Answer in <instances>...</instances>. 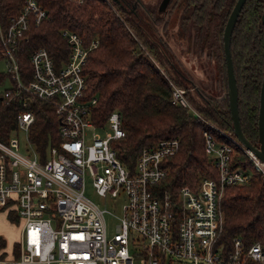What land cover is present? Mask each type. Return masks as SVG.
<instances>
[{
  "label": "built area",
  "instance_id": "1",
  "mask_svg": "<svg viewBox=\"0 0 264 264\" xmlns=\"http://www.w3.org/2000/svg\"><path fill=\"white\" fill-rule=\"evenodd\" d=\"M47 14L38 0H23L22 9L7 27L0 21V52L15 80V93L24 91L53 103L62 138L60 146H51L42 159L29 140L35 113L25 109L18 113L14 130L24 131L28 144L21 147L16 135L8 141L0 139V208L15 213L22 226L21 237L14 243L16 257H0V264H264L262 241L247 245L235 236L230 247L220 241L225 188L247 184L252 175L249 168L234 164V156L244 153L263 175L264 161L233 132L196 110L188 89L167 75L173 102L207 123L205 150L218 171L217 176H203L196 188L180 186L178 197L173 198L160 183L169 173L166 161L180 149L178 137L145 146L130 168L112 145V140L126 135L121 112L112 111L103 125L90 118L89 107L97 96L84 99L87 77L83 69L97 39L86 45L79 33L63 29L71 46L68 60L57 66L50 52L38 47L30 55L32 79L22 81L19 47L28 40L31 22L39 24ZM12 92L6 90L5 96ZM87 127L104 133L96 132L88 142ZM87 175L99 194L126 196L111 235L106 220L110 211L85 192Z\"/></svg>",
  "mask_w": 264,
  "mask_h": 264
},
{
  "label": "trees",
  "instance_id": "2",
  "mask_svg": "<svg viewBox=\"0 0 264 264\" xmlns=\"http://www.w3.org/2000/svg\"><path fill=\"white\" fill-rule=\"evenodd\" d=\"M180 20L183 28L194 29V41L209 40L213 33L214 51L226 73L224 30L237 0H180ZM47 9V16L37 24L32 21L27 31L28 40L18 51L23 82L32 79L30 55L34 49L45 47L57 66L68 60L71 46L63 29L79 33L86 45L97 39L98 45L89 52L84 64L86 89L84 99L97 101L90 105V118L96 125L107 122L112 111L122 115L126 135L112 140L121 161L134 168L145 146L165 137H178L180 149L166 161L169 173L160 187L178 197L184 184L196 188L201 176H217L205 150L203 130L207 126L186 107L173 102L171 85L160 67L165 68L168 45L153 42L133 19L119 0H38ZM111 2V3H110ZM23 0H0V21L7 27L17 15ZM264 0H246L231 38V54L239 90V115L242 129L249 140L258 145V114L260 90L264 74ZM217 19L211 28V20ZM132 30H130V28ZM0 59L4 56L0 52ZM179 85L188 87L179 76L165 68ZM16 83L11 71H0V139L8 141L18 127L17 115L31 109L35 113L29 129V140L41 158L47 157L51 146H60V121L53 103L43 101L26 92L16 94ZM12 89L9 97L5 92ZM189 94V93H188ZM204 95V94H203ZM190 98V96H189ZM198 107L208 119L234 133L228 94L221 98L208 97ZM194 105L196 100L190 98ZM27 101V105L24 102ZM235 165H244L252 172L251 181L243 185H229L221 199L224 230L220 241L232 246L235 236L245 244L264 243V175L253 167L248 157L239 152ZM10 217L17 220L12 213ZM248 264H261L249 261Z\"/></svg>",
  "mask_w": 264,
  "mask_h": 264
},
{
  "label": "rangeland",
  "instance_id": "3",
  "mask_svg": "<svg viewBox=\"0 0 264 264\" xmlns=\"http://www.w3.org/2000/svg\"><path fill=\"white\" fill-rule=\"evenodd\" d=\"M78 3H82L83 0H74ZM110 1V0H109ZM111 3V2H110ZM165 3V4H164ZM166 0H141L137 10L141 15V25L144 31L155 36L163 37L165 42L172 41L174 47L172 49L175 51V54L172 55L173 61L179 66L187 68L186 71L189 73V78L192 80V84H186L188 87V93L190 98L196 100L194 105L196 110L198 107L204 106L206 103L202 101L204 95L208 97H214L216 99H221L228 94L226 83V73L222 68V63L220 64L216 58V53L214 51L213 43V33L209 40L201 39L199 42L194 41V29L192 26L182 29L188 37V41L184 36H178L177 21H178V11L177 6L169 13V17L165 14L167 10ZM155 11V13H154ZM159 15H164L165 18L168 17V23L166 28L163 29L164 23L155 21L154 17ZM217 19L211 20L210 27H213V24ZM132 30L131 27H129ZM179 29V30H181ZM170 39V40H169ZM167 69L169 72L174 75L172 65L166 63ZM162 72L171 77L161 65L158 64ZM7 65L4 59H0V71H6ZM175 76V75H174ZM168 79V78H167ZM186 83L188 81L185 80ZM195 84L196 92L190 90ZM204 94L202 95L201 92ZM200 112V110H198ZM202 113V112H201ZM206 116L204 113H202ZM207 117V116H206ZM211 123H214L220 126L222 129H226L223 125L208 119ZM203 121V120H202ZM204 122V121H203ZM207 125V123L205 122ZM104 133L103 129L87 127L85 130V138L88 142H91L94 138L95 133ZM16 135L20 139V145L23 147L25 144H28V140L25 136L24 131L13 130L11 136ZM203 176L200 177V180ZM198 182V183H199ZM85 192L91 198L92 201L97 203L100 207H106L110 212L106 213V220L108 224L109 234H113L116 229V224L119 221V216L123 213V204L126 201V196L120 194L118 196H112L108 194L107 196L99 194L94 185L92 178L87 175L85 178ZM12 213L15 217V213L6 211L5 209L0 208V257L13 259L16 257L14 252V243L21 237L22 226L17 220H13L10 217ZM132 247V246H131ZM6 252V253H5Z\"/></svg>",
  "mask_w": 264,
  "mask_h": 264
},
{
  "label": "water",
  "instance_id": "4",
  "mask_svg": "<svg viewBox=\"0 0 264 264\" xmlns=\"http://www.w3.org/2000/svg\"><path fill=\"white\" fill-rule=\"evenodd\" d=\"M246 0H237L225 26L224 30V48L227 62V73H228V97L229 106L233 119L234 134L250 149H252L258 157L264 161V74L262 78V85L260 90V105L258 114V145L253 143L245 135L240 115H239V90L237 85V79L234 72L232 54H231V38L232 33L239 17L240 11ZM262 21L264 24V7L262 12Z\"/></svg>",
  "mask_w": 264,
  "mask_h": 264
},
{
  "label": "flooded vegetation",
  "instance_id": "5",
  "mask_svg": "<svg viewBox=\"0 0 264 264\" xmlns=\"http://www.w3.org/2000/svg\"><path fill=\"white\" fill-rule=\"evenodd\" d=\"M122 5L125 7V9L127 11H132L134 14H133V19L135 20V22L141 27V29L143 30L142 28V25H141V15L140 13L138 12L137 10V7H138V3L140 5L141 3V0H119ZM166 4H167V10L165 11V14L168 15L169 17V13L175 8V6H177V8L179 9L178 11V21H177V29H178V36H184L186 38V41H188V37L185 33H183L182 29L184 30V28L182 27L181 25V20H180V14H181V7H180V4H181V1L180 0H166ZM165 4V3H164ZM155 13V11H154ZM168 17L165 18L164 15H159L157 17H154V20L155 21H159L161 23H164V26H163V29L166 28L167 26V23H168ZM182 28V29H181ZM181 29V30H179ZM144 31V30H143ZM146 32V31H144ZM147 33V32H146ZM149 36H151V38L153 39V42L155 43H161L162 44V41L163 40V37H159V36H155V35H152L150 33H147ZM170 40V39H169ZM172 41H168L163 43V45H168L169 47V50H168V53H166L165 55V58H166V61L168 64H170V66L172 65V69H173V73L175 76H179L182 81L185 83V84H192V80H190L191 78H189V73H187L186 71V67L185 69L183 67H181V65L179 66L178 64H176L174 61H173V58H172V55L175 54V51L172 49V47H174L171 43ZM175 45V43H173ZM188 44H189V41H188ZM170 75V74H169ZM188 81V83L185 82ZM190 90L192 92H196V87H195V84H193V87L190 88ZM201 92V91H200ZM201 94L203 95V93L201 92ZM202 101L207 103L206 99H205V95L202 97Z\"/></svg>",
  "mask_w": 264,
  "mask_h": 264
}]
</instances>
